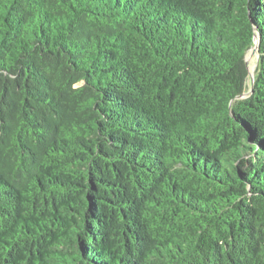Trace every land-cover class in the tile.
Returning <instances> with one entry per match:
<instances>
[{
    "label": "trees",
    "instance_id": "trees-1",
    "mask_svg": "<svg viewBox=\"0 0 264 264\" xmlns=\"http://www.w3.org/2000/svg\"><path fill=\"white\" fill-rule=\"evenodd\" d=\"M0 264H264V0H0Z\"/></svg>",
    "mask_w": 264,
    "mask_h": 264
},
{
    "label": "water",
    "instance_id": "water-1",
    "mask_svg": "<svg viewBox=\"0 0 264 264\" xmlns=\"http://www.w3.org/2000/svg\"><path fill=\"white\" fill-rule=\"evenodd\" d=\"M260 43H261V35L260 33H258V31H256V35H255V45L254 47L249 51V52H253V54L255 53L257 55V63L254 67V71L258 65V61H259V57H260V53H259V49H260ZM249 54V53H248ZM247 63L249 65V68L251 70V66H250V61H249V56L247 55ZM251 70V76H252V81H254V76H255V72Z\"/></svg>",
    "mask_w": 264,
    "mask_h": 264
},
{
    "label": "rangeland",
    "instance_id": "rangeland-1",
    "mask_svg": "<svg viewBox=\"0 0 264 264\" xmlns=\"http://www.w3.org/2000/svg\"><path fill=\"white\" fill-rule=\"evenodd\" d=\"M250 53H252V51L249 52V54H248L249 61H250V66H255L256 63H257V55L254 53V54H251V56H250Z\"/></svg>",
    "mask_w": 264,
    "mask_h": 264
},
{
    "label": "bare ground",
    "instance_id": "bare-ground-1",
    "mask_svg": "<svg viewBox=\"0 0 264 264\" xmlns=\"http://www.w3.org/2000/svg\"><path fill=\"white\" fill-rule=\"evenodd\" d=\"M251 54H253V52L250 53V56H251ZM254 67H255V66H251V70H252V71H254Z\"/></svg>",
    "mask_w": 264,
    "mask_h": 264
}]
</instances>
